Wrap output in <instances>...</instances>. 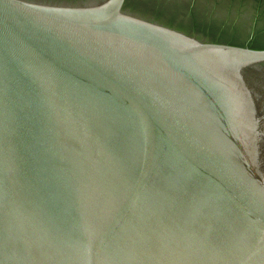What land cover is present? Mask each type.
I'll list each match as a JSON object with an SVG mask.
<instances>
[{
    "label": "water",
    "instance_id": "obj_1",
    "mask_svg": "<svg viewBox=\"0 0 264 264\" xmlns=\"http://www.w3.org/2000/svg\"><path fill=\"white\" fill-rule=\"evenodd\" d=\"M0 264H264V0H0Z\"/></svg>",
    "mask_w": 264,
    "mask_h": 264
}]
</instances>
